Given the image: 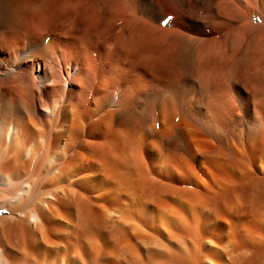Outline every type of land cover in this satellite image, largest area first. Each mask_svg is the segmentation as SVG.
Masks as SVG:
<instances>
[{
    "label": "bare ground",
    "instance_id": "6f19581e",
    "mask_svg": "<svg viewBox=\"0 0 264 264\" xmlns=\"http://www.w3.org/2000/svg\"><path fill=\"white\" fill-rule=\"evenodd\" d=\"M61 3L0 0V264H264V0Z\"/></svg>",
    "mask_w": 264,
    "mask_h": 264
},
{
    "label": "rangeland",
    "instance_id": "374dc122",
    "mask_svg": "<svg viewBox=\"0 0 264 264\" xmlns=\"http://www.w3.org/2000/svg\"><path fill=\"white\" fill-rule=\"evenodd\" d=\"M52 2H53V9L55 11H58L61 8H64L65 7V4L61 3V0L60 1L59 0H56V1L55 0H52ZM40 21H41V23H44L45 22L43 19L40 20ZM37 30H39V28Z\"/></svg>",
    "mask_w": 264,
    "mask_h": 264
},
{
    "label": "snow or ice",
    "instance_id": "6c2138e0",
    "mask_svg": "<svg viewBox=\"0 0 264 264\" xmlns=\"http://www.w3.org/2000/svg\"><path fill=\"white\" fill-rule=\"evenodd\" d=\"M171 18H165L162 20V23H164L165 25H167L170 22Z\"/></svg>",
    "mask_w": 264,
    "mask_h": 264
}]
</instances>
